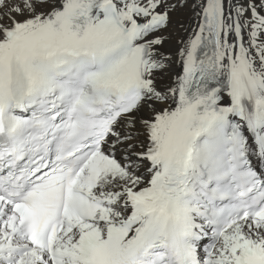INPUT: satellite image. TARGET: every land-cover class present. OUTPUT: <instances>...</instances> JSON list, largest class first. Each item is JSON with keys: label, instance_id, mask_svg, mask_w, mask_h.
<instances>
[{"label": "snow or ice", "instance_id": "6c2138e0", "mask_svg": "<svg viewBox=\"0 0 264 264\" xmlns=\"http://www.w3.org/2000/svg\"><path fill=\"white\" fill-rule=\"evenodd\" d=\"M0 264H264V0H0Z\"/></svg>", "mask_w": 264, "mask_h": 264}, {"label": "bare ground", "instance_id": "6f19581e", "mask_svg": "<svg viewBox=\"0 0 264 264\" xmlns=\"http://www.w3.org/2000/svg\"><path fill=\"white\" fill-rule=\"evenodd\" d=\"M194 19V18H193Z\"/></svg>", "mask_w": 264, "mask_h": 264}]
</instances>
